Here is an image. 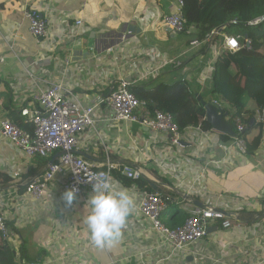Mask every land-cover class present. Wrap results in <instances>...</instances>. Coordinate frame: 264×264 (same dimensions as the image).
Returning <instances> with one entry per match:
<instances>
[{
  "label": "crops",
  "instance_id": "obj_1",
  "mask_svg": "<svg viewBox=\"0 0 264 264\" xmlns=\"http://www.w3.org/2000/svg\"><path fill=\"white\" fill-rule=\"evenodd\" d=\"M28 4L51 19L53 32L60 27L69 33L76 20H82L77 39L80 46L70 40L62 47L54 44L43 50L24 18ZM177 8V0H0V57L5 58L0 65V121L8 118L10 110L19 112L12 94L15 88H25L29 96L33 95L36 82L27 76L28 70L42 85L63 80L86 105L92 104L96 96L110 94L123 80L148 87L188 80L193 91L207 102L209 91L201 93V81L210 55L204 59V55H197L199 51L190 49L193 33L186 39L187 34H175L161 26ZM130 28L134 35L121 40L118 34H128ZM13 40L11 50L9 44ZM65 58L72 65L63 76L61 60ZM167 58L181 61L182 68L168 66L146 76ZM10 97L16 108H7ZM114 116L110 109L100 110L95 129L81 135L78 155L99 168L109 157L113 162L141 169L142 179L156 188L152 193L172 200L162 221L177 226L184 223L180 217L187 216L182 205L185 186L193 184L194 172L204 168L205 177L196 187L202 195L196 197L193 205L216 207L235 226L224 230L220 222H215L214 231L190 248L189 255L197 261L182 253L172 254L156 236L140 234L135 228L124 227L118 243L99 248L87 243L91 238L84 219L91 206L83 198L66 206L61 198L63 190L54 183L47 198L37 203L19 187L17 194L8 197L10 204H3L2 209L10 226L19 232V252L15 254L22 264H264V125L260 127L256 114L246 140L251 143L261 135V143L251 155L237 152L232 140L224 141L216 131L202 138L190 133L188 138L195 144L178 152L168 135L158 133L155 138L146 126L115 122ZM149 116L145 109L141 117ZM214 139L217 140L213 143ZM170 148L172 152L168 154ZM47 165L45 160L27 159L0 132V172L12 179L9 184L0 185V194L12 192L14 183L23 186L41 176ZM15 171L20 172L16 181L12 177ZM122 184L135 193L137 205L144 191L136 185ZM131 218L132 212L127 221ZM28 249L34 253L33 258Z\"/></svg>",
  "mask_w": 264,
  "mask_h": 264
},
{
  "label": "built area",
  "instance_id": "obj_2",
  "mask_svg": "<svg viewBox=\"0 0 264 264\" xmlns=\"http://www.w3.org/2000/svg\"><path fill=\"white\" fill-rule=\"evenodd\" d=\"M177 2L176 12L167 16L161 26L172 33L181 34L186 31L182 12L184 2L182 0H177ZM23 14L29 22L31 35L37 39L43 50L49 49L54 44L62 47L70 40L80 46L77 39L82 31V20H76L69 33L62 31L60 27H57L53 32L50 30L51 19L43 16L37 7L28 4L25 6ZM263 21L264 18H261L249 23L248 26H255ZM232 24L237 25L238 23L234 21ZM125 34L121 37L123 41L128 39L130 33ZM54 36L56 39L53 38ZM243 39L241 35L228 34L226 28L221 27L211 31L204 39L193 38L190 41L189 46L192 51L206 50L210 55L202 75L201 93L208 89L209 78L218 58L224 53L235 54L244 49ZM14 43L15 40L9 44L11 50L14 49ZM61 61V70L65 76L69 72L72 62L67 58ZM4 62L5 58L0 57V65ZM168 66L182 68L183 63L176 58L164 59L159 68L152 70L146 76L150 77ZM27 76L36 82L33 95L29 96L30 93L25 88H22L25 91L15 88L12 94L16 103L19 104V114L26 120L30 129L21 128L11 119L4 118L0 121V132L2 138L27 159L45 160L48 165L41 176L28 180L23 186H17L18 184L14 183L11 186L12 192L0 194V236L16 253L19 252L20 235L17 229L10 226L7 213L3 211L2 207L3 204H10L11 201L8 197L17 194L19 187L24 188L27 197L39 203L47 198L54 183H59L63 192L75 186L79 188L76 201L83 198L85 204L88 205L87 198L92 194L93 185L98 178H108L113 189L127 188L120 182V179L115 177V172H118L122 178L131 181L143 178L142 170L130 164L116 163L107 157L99 168L77 154L80 150L81 135L87 130L95 129L99 112L103 107L115 113L113 119L115 122L144 125L155 134V138L158 133L168 135L169 141L178 152L186 151L191 148L190 144H195V141L188 138L190 133L197 134L201 138L207 137L208 132L215 133L213 130H204L201 124L181 132L174 122L173 116L162 111L154 112V116L148 119L142 118V112L146 109L145 103L139 101L130 92L129 88L133 85L130 81H121L119 87L110 94L96 96L92 104L86 105L72 94L63 80L44 82L45 84L42 85L35 80V74L30 70H28ZM40 82L42 83V81ZM212 101L220 106L223 113L227 114L236 130L232 147L240 154L247 155V141L243 137L247 125L243 118L236 116V112L224 102L216 99H212ZM205 120L204 118L203 121ZM256 121L264 124V109L256 112ZM216 140L214 139L213 143ZM171 152L170 148L168 154ZM52 160L53 163L50 164ZM205 173L206 170L200 168L192 175L193 184L185 186L187 193L182 205L188 217L184 224L170 228L162 221V217L172 201L170 197L158 193L142 192L139 203L132 211V218L126 222L125 228L128 230L135 228L140 234L147 236L154 235L162 245L171 249L172 254L182 253L184 256L190 254V248L193 245L208 236V229L215 222H220L224 230L232 229L235 222L220 209L211 205H207L205 208L193 205L196 197L202 195L200 188L197 190L196 187L197 183L203 181ZM12 177L13 180H18L20 172H13ZM127 189L133 196L135 195L131 189ZM87 243L89 245L92 242L89 239ZM192 258L197 261L195 256Z\"/></svg>",
  "mask_w": 264,
  "mask_h": 264
},
{
  "label": "trees",
  "instance_id": "obj_3",
  "mask_svg": "<svg viewBox=\"0 0 264 264\" xmlns=\"http://www.w3.org/2000/svg\"><path fill=\"white\" fill-rule=\"evenodd\" d=\"M182 1L184 2L182 12L185 33L192 31L194 38L201 40L211 31L225 27L228 34L241 35L244 38L242 40L244 49L235 54L224 53L214 64V71L208 82V93L209 97L224 102L235 110L236 116L243 118L247 125L243 133L246 140V135L252 129L251 122L254 121L257 109H264V21L255 26H248L249 23L264 18V0ZM234 21L238 24L233 25ZM197 55H204L205 59L209 54L206 50H202ZM129 90L139 101L145 103L149 117H153L156 111H162L173 116L181 132L187 128L197 127L199 124L206 131L212 130L211 125L203 121L206 110L199 100L200 98L203 100V95L193 91L188 80L171 85L162 83L154 87L144 84L132 85ZM251 102L254 103L255 109L250 106ZM9 103L11 105L7 108H16L13 106L15 103L11 97ZM8 118L21 128L30 129L18 111L10 110ZM259 125L262 128L264 124L259 123ZM221 137L226 142L233 140L226 135ZM260 143L261 135L251 143L247 142V155L253 154ZM115 177L126 185H136L146 193L153 192L152 187L144 179L127 180L118 172H115ZM11 181L9 176L0 172V185H7ZM187 217L188 215L180 217L181 223H185ZM166 225L170 228L177 226L172 222H167ZM0 264H22L15 251L2 240L1 236Z\"/></svg>",
  "mask_w": 264,
  "mask_h": 264
},
{
  "label": "clouds",
  "instance_id": "obj_4",
  "mask_svg": "<svg viewBox=\"0 0 264 264\" xmlns=\"http://www.w3.org/2000/svg\"><path fill=\"white\" fill-rule=\"evenodd\" d=\"M226 119L232 124L228 116ZM78 193L79 188L73 186L66 189L61 198L66 206H72L77 200ZM88 203L91 206V212L85 217L84 222L92 243L99 248L112 247L121 239L122 230L135 208L133 195L127 188L113 189L108 178H98L93 185Z\"/></svg>",
  "mask_w": 264,
  "mask_h": 264
},
{
  "label": "water",
  "instance_id": "obj_5",
  "mask_svg": "<svg viewBox=\"0 0 264 264\" xmlns=\"http://www.w3.org/2000/svg\"><path fill=\"white\" fill-rule=\"evenodd\" d=\"M129 33L130 35H134V29L130 28ZM118 35L119 37H122L123 34L121 33ZM199 100L201 102V105L206 110V121L211 125L212 129L222 135L235 138L236 132H235L234 126L226 119L227 115L221 111L220 106L214 103L211 97H209V100L207 102H205L204 100H201V98ZM52 163H53V160L50 161V164ZM153 189H156V188L153 186ZM198 206L202 207L200 204H198ZM214 229L215 228L210 227L208 229V234H211L214 231Z\"/></svg>",
  "mask_w": 264,
  "mask_h": 264
},
{
  "label": "rangeland",
  "instance_id": "obj_6",
  "mask_svg": "<svg viewBox=\"0 0 264 264\" xmlns=\"http://www.w3.org/2000/svg\"><path fill=\"white\" fill-rule=\"evenodd\" d=\"M190 33H193V32H192V31H188V32H186V33H181L180 35H183V36H184L185 34H187V35H185V38H186V39H189V38L192 37V35H191ZM206 91H207V90H206ZM250 106H251L252 108L255 107L254 103H252V102L250 103ZM253 109H255V108H253ZM258 110H261V108H258L257 111H258ZM28 252H29V257H30V258H33V257H34V253H33L31 250H29V249H28Z\"/></svg>",
  "mask_w": 264,
  "mask_h": 264
}]
</instances>
